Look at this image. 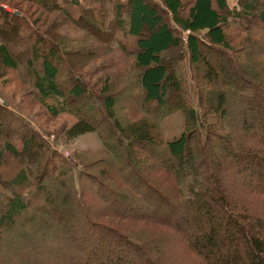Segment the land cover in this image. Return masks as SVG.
Here are the masks:
<instances>
[{"label":"trees","instance_id":"trees-1","mask_svg":"<svg viewBox=\"0 0 264 264\" xmlns=\"http://www.w3.org/2000/svg\"><path fill=\"white\" fill-rule=\"evenodd\" d=\"M67 26L84 30L85 44L74 45ZM43 40L60 52L43 53ZM114 49L126 55L122 88L111 72L91 85L79 68L112 71ZM10 74L27 105L16 103V89L0 92L8 102H0V264H264V0H0V78ZM36 106L53 120L75 115L55 135L94 132L101 150L67 156L40 130ZM174 111L184 131L166 139L159 122ZM153 150L177 169L158 167ZM28 151L37 156L24 161ZM76 169L77 185L68 181ZM131 200L155 210H134ZM119 201L128 208L110 204ZM162 207L182 210L191 235ZM70 219L79 228L61 234ZM89 240L107 242L112 256L99 260ZM15 242L31 249L22 263ZM88 253L94 259L84 261Z\"/></svg>","mask_w":264,"mask_h":264},{"label":"rangeland","instance_id":"rangeland-1","mask_svg":"<svg viewBox=\"0 0 264 264\" xmlns=\"http://www.w3.org/2000/svg\"><path fill=\"white\" fill-rule=\"evenodd\" d=\"M230 2L234 3V0H230ZM235 2H236V0H235ZM74 10H75L76 16L78 17L79 16L78 8L74 9ZM5 33L8 34L7 31H5ZM10 33L11 34L9 35V37H14L15 36V31L13 29H11ZM63 34L65 36H67L69 39H71L72 40L71 42H73L74 45L80 46L82 44H85V43H83L81 41V39L86 37V35H84L85 34L84 30L81 31L80 29L77 30L74 26H72V27H68L67 26V28L63 31ZM130 38L127 39V38L123 37L124 40L129 42V46L132 47L134 45V39L131 38L132 39L131 40ZM47 41L43 40L41 42V44H40V49H41L42 52H44L45 54H53V53H59L60 52V48L58 46H54L49 41L48 42ZM100 42H97V43L95 42L96 43L95 45H99ZM113 56H114V60L117 61V64H119V65L116 68H114L112 71H108V70L107 71H102V73H98L97 75L90 74L91 70L93 69V65L88 63V65L85 68H83V69L79 68L81 70V75L83 76V78L85 80H87V82H89L91 85H93V83H95V81L97 82L98 81L97 79L103 73H104V75L107 74V75L104 76V78H106L108 76V73L111 72V75H112L111 78L115 81L114 82V86L117 85L122 79V82L119 85L120 88H122V85L124 84V73H126V70H125V67H124V64L126 63V59H125L126 55L123 53L122 50L114 49L113 50ZM187 66H188V62H183L181 73H182V77H183L184 81L186 82V85L188 86L189 89H191V93H190V97H189L190 105L195 106L197 104V101H196L197 98L195 97V91H194V88L192 86V80H191L190 72H189ZM118 67L120 69H118ZM99 71H101V70H99ZM99 71L97 70V72H99ZM120 74L123 75V78H120L121 77ZM7 81H9L8 85L6 84ZM116 81H118V82H116ZM103 82H104V80H103ZM12 83H16V80L13 78V76H11V74H10V78L1 76V78H0V92H2V91L3 92L4 91L8 92L10 89L11 90L16 89V91L19 92V93H17L15 95L16 103H20V104L22 103L23 105L26 106L27 105V100H24L23 102L21 101L22 100L21 99L22 92L24 90L18 89L16 86H13ZM110 83H111V81H110ZM99 86H100V90H101L103 88V85L101 84ZM4 89H6V90H4ZM23 93H25V92H23ZM35 109L39 112L38 113L39 121H38L37 124H41V123L45 124V126H44L45 129L42 127L40 130L46 135V137H48L51 140L52 143L55 144L56 147L62 149L67 156H71V154L74 151H78V150L79 151L80 150H86V149L93 150V151L101 150L102 142L100 140L99 135H97L94 132L86 133L84 135H80L79 137L74 138L71 141H66V139H64L62 135L61 136L55 135V134L58 133V132L55 133L56 130H58L59 128H62V126H70L74 122H76L77 119H76L75 115H73L71 113L62 112V113H60V115L57 117L56 120H53L50 116H48V114L45 113V111L40 106L39 107L36 106ZM125 112H126L125 110L122 111L123 114H125ZM130 116L131 115H129L127 118H129ZM45 120H47L48 123H45L44 122ZM159 123L163 127L164 135H165L166 139H173L175 137H178L184 131V116H183V113L181 111L172 112L171 114L167 115L165 118L161 119ZM47 125H48V127H47ZM19 144L21 146V142ZM153 151L155 153V156H157L156 157V163H157L158 167H161V168H173L174 169V167L176 166L175 161H173L172 159H167L165 153L159 152L157 150H153ZM23 156H24L23 157L24 161H28V160L36 157L37 156V152L30 151L28 153H25ZM103 157H105L104 154H103ZM102 166H103V164H100L99 167L101 168ZM117 167H118V170H120L119 168H121V165H118ZM121 169H123V168H121ZM176 169H177V167H175V170ZM228 172L229 171H227V173ZM80 173H81L80 169L79 170L78 169L72 170L70 172L69 176H68V181L70 180L71 184L77 185L78 181H79V174ZM88 173H90V172H88ZM125 174H127V171L125 172ZM158 175H161L160 177H162V175H164V174L158 173ZM165 177H167L169 179V181H168L169 185L168 186L174 184V180H173L174 178L170 177L168 174H166ZM201 181H202V179H201ZM82 182L86 184L85 179H82ZM229 182H230V180H229ZM165 191H163V193H162L163 196H166L168 199L173 201L174 200L173 197H171V195L167 191L166 192ZM111 200H113V199H111ZM116 202H112L110 204H112L114 207H119L122 204L120 201L118 203H116ZM129 203L130 204H128V205L130 207H134L133 209L137 210V211L144 212V211H149V210L150 211H154L155 210V209L151 210L148 207L147 208H143L142 206H140V204L135 203V201H132V200ZM112 205H109V206H112ZM128 205L122 204V206L124 208H126V209L128 208ZM168 211H169L168 208H165V207H162V208L157 210L159 215H163V213L165 214ZM181 212H183V211L182 210L179 211L177 209H173V210H170L167 214H169V216L172 217V219L175 220V221L173 220V224L179 229L180 235H182V236H190L191 232L186 229L187 228V226H186L187 224L185 225V223L183 221H181L182 220ZM174 214H178V215H176V217H174ZM217 216H220V214H217ZM72 220L73 219H70V222L66 225V227L65 226H61V225L59 227H57V229L62 232L61 234H64L63 231L64 230H69V228L71 226L79 228V226H80L79 224L80 223H77V222L74 223V221H72ZM137 222L140 224L137 227L151 225V223H147V222H143V221H137ZM165 227H163V229ZM89 241L91 242V246L89 247L90 250L94 252V251H96L95 249H97L96 255L99 258V260L106 262L107 259L109 258V256H112L111 250L113 248L107 246V242L104 243L103 248H96L94 243H93V241H91V240H89ZM161 243H162V245L165 244L164 242H161ZM17 245L18 244L15 242L14 247L17 250V258H14V261H15V263L16 262L17 263H22L24 261V259H25L26 253L30 252L31 249H27V252H26V249H18ZM159 245L162 246L161 244H158L157 247H160ZM53 246L54 245H52V247ZM55 246L59 247L57 245H55ZM175 247L176 248H181L179 250V252L181 251L180 255H177L179 252H177V254H176V258H178V260H181V258H183V256H182L183 252L182 251L184 249V243L181 240H179V239L177 240L176 239ZM46 248H48V247L41 246L42 250L46 249ZM73 248L71 249V248L66 247L64 249V252L66 254H68V255H71V254L75 255L76 254L75 253L76 250L82 251L81 245H79V246L77 245V247L73 246ZM43 251L47 252L45 250H43ZM93 256L94 255L90 254V253H88L86 255L83 254V260L87 261L88 259H94ZM185 257L187 259H189V258H192L193 255H192V253H186ZM46 258L47 257L43 256L41 261H44ZM129 258H130V261H132V262H133V260L140 261V260H137L138 257H136V255H135L134 258H132V255L130 254ZM129 258H128V260H129ZM93 264H95V263L93 262Z\"/></svg>","mask_w":264,"mask_h":264},{"label":"crops","instance_id":"crops-1","mask_svg":"<svg viewBox=\"0 0 264 264\" xmlns=\"http://www.w3.org/2000/svg\"><path fill=\"white\" fill-rule=\"evenodd\" d=\"M228 3H229V5H230L231 7H233V6L237 3V0H236V2H235V0H234V3H231L230 0H228ZM130 37L134 39V42L136 41V38H135V37H133V36H128V38H130ZM131 38H130V39H131ZM131 40H132V39H131ZM46 41H47V40H46ZM47 42H48V41H47ZM43 53H44V52H43ZM0 102H4V100H3L1 97H0ZM4 104H8V102L5 101ZM76 119H77V118H76ZM19 143H20V141H18V145H19V147H21V146H22V143H21V146H20ZM59 149H60V148H59ZM28 152H30V151H28ZM28 152H26V153H28ZM24 154H25V153H24ZM24 154H23V155H24ZM23 157H24V156H23Z\"/></svg>","mask_w":264,"mask_h":264}]
</instances>
